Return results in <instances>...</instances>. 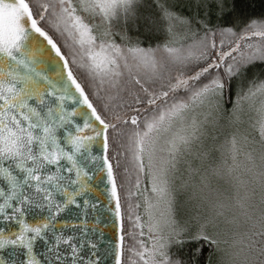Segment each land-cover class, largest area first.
Segmentation results:
<instances>
[{"label":"snow or ice","instance_id":"snow-or-ice-1","mask_svg":"<svg viewBox=\"0 0 264 264\" xmlns=\"http://www.w3.org/2000/svg\"><path fill=\"white\" fill-rule=\"evenodd\" d=\"M194 6L185 16L166 0L151 12L140 0H0V264H122L125 236L133 264H204L195 247L173 258L181 237L206 241L208 264H264V208L253 203L258 186L264 204V99L254 102L264 78L248 79L264 44L240 45L264 39V18H249L225 50L216 37L236 34L238 0L211 6L216 23ZM129 25L148 34L166 25L167 38L142 46ZM222 120L223 167L193 168L184 157H211L199 149L221 135ZM182 163L198 177L182 181L195 228L176 216ZM121 168L128 198L142 196L128 205L126 233ZM222 172L244 190L235 203L213 195Z\"/></svg>","mask_w":264,"mask_h":264},{"label":"rangeland","instance_id":"rangeland-1","mask_svg":"<svg viewBox=\"0 0 264 264\" xmlns=\"http://www.w3.org/2000/svg\"><path fill=\"white\" fill-rule=\"evenodd\" d=\"M155 2H157V0H140V3H141V5L145 11H147L146 8H150L149 5H151ZM166 2L170 6H173L179 13H181L183 15L185 12H191V13L195 14V12L197 11V9L194 6L195 0H166ZM199 2L201 4L200 10L205 12V11L210 10L209 9L210 4H212V3L216 4L219 2V0H199ZM205 6H209V7H205ZM150 10L153 11L152 8H150ZM130 27H132V29H134L137 26L136 25H130ZM159 28L162 31H164V33L167 34L166 25H160ZM253 37H255V36H253ZM253 37H251V38H253ZM256 38H259V37H256ZM248 40L249 39L240 40L241 48H243L246 44H248L247 43ZM262 99H264V97L257 96L255 98L254 102L256 104H259ZM221 126H222L221 127V135H219L217 140L216 141L207 140V141H205L203 147H201L199 149L200 152L210 151L212 153L211 157H209L208 159H205L203 161L196 159V157L194 155H187L184 157L185 161H190L192 163L193 168L198 167L201 164H203V166H208L209 164H214V165H219V166L223 167V159L221 157L220 152L217 151L216 148L223 141V132L226 131V120L221 121ZM229 163H231L230 160H229ZM145 164L147 165V161H145ZM180 167H181V172H180V174H178V178L176 179L175 185H174L176 188V192H177L176 216H177V219L181 223L187 222V224L190 227L195 228L197 226V221L194 218L196 213H195V210L192 208V202L188 201V199H187L188 191H186L182 187V181L189 180L190 183H195L196 180L198 179V177H196L195 174H193L191 179L189 178V174L186 170L188 168L187 163H182ZM141 185H140L139 191L141 193H143L146 186H147L144 178H141ZM213 187L216 189V192H214L213 195L219 196L220 199H222L226 202L235 203V200L238 197H242L245 194L243 189H241L239 192H237V190L233 187L232 183L230 182L227 174H225L223 172L220 176L213 179ZM131 203L134 205L133 200H131ZM253 203L256 205L257 212H259L260 208H264V204L261 203L260 189L258 186L256 189V195L253 198ZM123 213H124L123 226H124V231L126 233L132 227L128 218H127L128 217V207L127 206L124 207ZM142 213H143V208L141 207L140 210H138V212L136 214H142ZM230 214L237 215L238 222L241 225H243V219L244 218L242 215H239V209H234L232 211V213H230ZM144 219H146V217H144ZM136 231H139V230L137 229ZM145 232L147 233V229H145ZM143 239L147 240V235H145V237H143ZM180 239L186 240L187 237H181ZM125 240H127V243L130 244L131 246L134 245V240L131 237L125 236ZM127 243L124 242L125 250H127L129 248ZM174 245L175 244H173L171 246V248ZM129 254H130L129 255V262H130V264H133V262L136 261L135 259H137V258L134 255H132L131 253H129ZM130 257H131V259H130Z\"/></svg>","mask_w":264,"mask_h":264},{"label":"trees","instance_id":"trees-1","mask_svg":"<svg viewBox=\"0 0 264 264\" xmlns=\"http://www.w3.org/2000/svg\"><path fill=\"white\" fill-rule=\"evenodd\" d=\"M229 6L231 4V0H228ZM239 8L241 10V18L237 22L236 27L233 28V32L236 34L233 35L231 33H226L223 36L217 35L216 42L219 45L220 40L223 39L224 41V49L227 50L228 47L233 46L235 42L240 38V36L243 34L244 26L249 21V18L260 20L264 17H262V13H264V0H238ZM215 3L210 4V10L208 12L211 13L212 21L213 23H216V17L218 15L216 9L214 7H211ZM146 12H151L150 8H146ZM201 14L204 13V11H201ZM185 16L193 15L191 12H185ZM228 17H225L227 19ZM128 34L132 38L133 41H138L141 43L142 46H147L149 43H151L153 46H155L158 42L162 43L166 38L167 34L164 33L159 28V31L154 32L153 34H148L145 32L144 27L141 25L139 27H135L132 29L130 25L128 26ZM149 35H152L153 38L149 40ZM248 44H252L253 46L256 45H262L264 44V39L262 38H250L247 41ZM244 48V47H243ZM242 48V49H243ZM253 78L260 79L264 78V62L257 60L254 64L250 65L248 68V79L251 80ZM127 164L129 167V171L132 177V183L135 182V172L132 168L131 164L128 163L126 160H122V165ZM125 174L122 171V168L118 170V184L123 182L124 186L120 189V197H121V207L122 211L124 210V207L129 205L131 203V200H133V203L141 202L142 203V197L141 196H133L131 199L127 196L128 191V183L124 180ZM143 178V177H142ZM142 186V185H141ZM140 210V209H139ZM124 242L127 243V240ZM128 244V243H127ZM130 247L131 245L128 244ZM132 247V246H131ZM200 248L203 250V261L204 264H208V254L212 251V249L209 247L208 243L206 241H192L189 239L183 240V243L181 244H175L171 248V253L173 254V258H181L184 260H188L193 252V249ZM125 248V247H124ZM129 252L127 250L124 251L122 256V264H130L129 262ZM137 260V259H135Z\"/></svg>","mask_w":264,"mask_h":264},{"label":"water","instance_id":"water-1","mask_svg":"<svg viewBox=\"0 0 264 264\" xmlns=\"http://www.w3.org/2000/svg\"><path fill=\"white\" fill-rule=\"evenodd\" d=\"M114 207V205H113ZM113 221H114V216H112L111 214H108V220H107V228L105 229V235L109 238V239H113L115 238V229L113 227ZM114 264V262H113Z\"/></svg>","mask_w":264,"mask_h":264}]
</instances>
